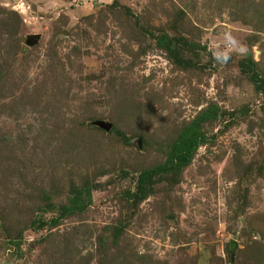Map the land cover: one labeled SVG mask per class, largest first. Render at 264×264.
<instances>
[{
  "label": "rangeland",
  "instance_id": "374dc122",
  "mask_svg": "<svg viewBox=\"0 0 264 264\" xmlns=\"http://www.w3.org/2000/svg\"><path fill=\"white\" fill-rule=\"evenodd\" d=\"M0 264H264V0H0Z\"/></svg>",
  "mask_w": 264,
  "mask_h": 264
},
{
  "label": "clouds",
  "instance_id": "9594fccd",
  "mask_svg": "<svg viewBox=\"0 0 264 264\" xmlns=\"http://www.w3.org/2000/svg\"><path fill=\"white\" fill-rule=\"evenodd\" d=\"M224 43L222 46L211 50V59L218 66H225L232 59L233 54L244 58L248 54V47L239 41L231 31L225 30L221 34Z\"/></svg>",
  "mask_w": 264,
  "mask_h": 264
},
{
  "label": "water",
  "instance_id": "95a60500",
  "mask_svg": "<svg viewBox=\"0 0 264 264\" xmlns=\"http://www.w3.org/2000/svg\"><path fill=\"white\" fill-rule=\"evenodd\" d=\"M39 37V35H37V34H33V35H30V38H31V41H35L37 38ZM102 126L103 127H105V128H109V125L108 124H102Z\"/></svg>",
  "mask_w": 264,
  "mask_h": 264
}]
</instances>
